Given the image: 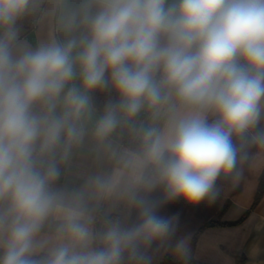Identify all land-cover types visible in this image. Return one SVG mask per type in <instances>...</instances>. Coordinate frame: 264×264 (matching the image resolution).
Wrapping results in <instances>:
<instances>
[{"label": "clouds", "instance_id": "clouds-1", "mask_svg": "<svg viewBox=\"0 0 264 264\" xmlns=\"http://www.w3.org/2000/svg\"><path fill=\"white\" fill-rule=\"evenodd\" d=\"M33 6L0 0V264H151L175 231L151 193L199 203L241 149L264 151V0H58L65 38L36 47L16 26ZM86 137L111 167L59 186Z\"/></svg>", "mask_w": 264, "mask_h": 264}, {"label": "crops", "instance_id": "crops-1", "mask_svg": "<svg viewBox=\"0 0 264 264\" xmlns=\"http://www.w3.org/2000/svg\"><path fill=\"white\" fill-rule=\"evenodd\" d=\"M58 16V0H34L32 9L17 21L21 41L36 47L53 36L63 40V33L57 31ZM106 99L104 93L94 94L98 110ZM141 115L144 117L140 122L147 123V114ZM235 143L240 147V141ZM113 144L124 147L119 134L114 135ZM110 167L106 156L86 137L63 164L58 184L68 189L79 188L88 176ZM263 178L264 151L248 145L241 149L236 169L218 177L214 197L191 204L183 199L166 200L162 187L151 193V198L159 201L158 213L169 218L175 229L168 241L156 242L147 251L151 264H160L166 256L172 262L189 264H264V193L254 204ZM98 211L105 217L115 215L122 222L135 221L138 216L136 209L123 203H105ZM210 221L219 225L201 229ZM179 239L186 242V256H178L174 250V243Z\"/></svg>", "mask_w": 264, "mask_h": 264}, {"label": "trees", "instance_id": "trees-1", "mask_svg": "<svg viewBox=\"0 0 264 264\" xmlns=\"http://www.w3.org/2000/svg\"><path fill=\"white\" fill-rule=\"evenodd\" d=\"M143 117L144 116L141 115L138 118V120L141 121ZM118 134H119V137H120V141H121V143H122V145L124 147H134V142L132 140V135L127 129H125V130L118 129ZM62 171H63V164H61V173H62ZM263 193H264V178L259 183L257 192L255 194V198H254V204H256V202L262 197ZM97 214H98V216L105 217V216L102 215L101 211H98ZM107 218L118 219V217L115 216V215L108 216ZM216 225H219V223H216L214 221H210V222L206 223L201 229L206 228V227H213V226H216ZM193 243H194V238L192 240V244ZM168 260H170V257L166 256V257L163 258L162 262L168 261Z\"/></svg>", "mask_w": 264, "mask_h": 264}, {"label": "rangeland", "instance_id": "rangeland-1", "mask_svg": "<svg viewBox=\"0 0 264 264\" xmlns=\"http://www.w3.org/2000/svg\"><path fill=\"white\" fill-rule=\"evenodd\" d=\"M160 264H189V263H186V262H172L171 260H168V261H164V262H161Z\"/></svg>", "mask_w": 264, "mask_h": 264}]
</instances>
